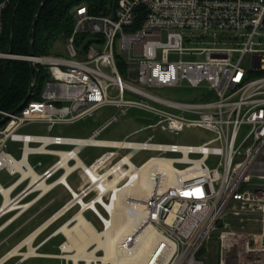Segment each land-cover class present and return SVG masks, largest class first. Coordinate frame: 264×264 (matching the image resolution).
<instances>
[{"label":"built area","instance_id":"1","mask_svg":"<svg viewBox=\"0 0 264 264\" xmlns=\"http://www.w3.org/2000/svg\"><path fill=\"white\" fill-rule=\"evenodd\" d=\"M19 2L0 0V43L5 17ZM72 16V31L65 39L68 57L0 48V61L31 62L45 72L39 99L30 98L17 112L0 111L6 118L0 125V172L17 176L7 187L0 184V217L28 210L60 186L70 196L63 212H90L102 232L114 223L112 191L132 176L131 167L171 159L176 184L164 186L162 174L155 171L147 196L125 197L140 202L141 210H133L139 223L132 235H121L118 248H130L148 229L151 248L138 264H205L212 240L217 243V264H228L233 249L255 258L245 264H264V0H117L106 14H91L82 4ZM247 60L249 68L243 66ZM32 83L33 94L35 77ZM184 87L204 92L195 102L151 92ZM104 107L122 115L129 109L151 114L152 133L142 141L97 138L118 121L116 115L87 138L20 132L33 123L50 131L92 117ZM189 127L214 137L199 145L153 141L155 132L177 134ZM9 142L18 144L19 157L7 149ZM87 146L113 151L86 164L78 154ZM141 151L157 155L136 165L133 159ZM61 153L66 154L65 163ZM39 155L54 162L32 165L30 156ZM211 156L218 158L214 168L207 165ZM75 172H80L84 186H72L69 179ZM41 183L47 188L38 187ZM95 248L92 244L89 251ZM93 256L89 264H112L103 261V249Z\"/></svg>","mask_w":264,"mask_h":264},{"label":"rangeland","instance_id":"2","mask_svg":"<svg viewBox=\"0 0 264 264\" xmlns=\"http://www.w3.org/2000/svg\"><path fill=\"white\" fill-rule=\"evenodd\" d=\"M75 8V7H74ZM74 8L72 12L74 11ZM65 38H59L53 44L51 48V53L49 55H61L68 57V52L65 47ZM2 43V42H1ZM3 46V45H2ZM122 56L125 58L126 53L122 52ZM137 60V59H136ZM243 66L249 68L250 61L243 63ZM43 85V84H42ZM42 88V86H41ZM151 92L161 98L173 100V101H198L203 89H191V88H163V89H151ZM206 98H212L210 94H206ZM126 98L137 100L140 99L137 96L126 95ZM111 115H116L118 118L117 122H114L108 128L103 130L97 138L104 140H115V141H142L145 140L152 133V125L154 119L151 114L138 111L135 109H129L126 114L122 115L119 111L112 107H104L98 112H96L92 117L80 120L72 124H58L55 125L50 131L47 130L44 124L33 123L24 126L20 132L21 133H36V134H46V135H55V136H66V137H76V138H87L91 136L93 130L100 126L104 120H106ZM156 138L153 139L154 142L167 143V144H176V145H199L204 144L211 139H213V133L199 128H185L177 134L173 133H159L155 132ZM216 145V143H210L209 146ZM7 149L15 156L19 157L18 144L9 142L7 144ZM64 148V147H63ZM113 151L110 148L96 147V146H87L79 152V158L83 160L86 164H90L95 160L102 157L104 154ZM115 151V150H114ZM157 153L150 151H141L133 159V162L136 165L141 164L146 159L151 156H155ZM166 156H177L167 154ZM38 160L42 161L45 165L51 164L54 162L53 157L39 155V156H30L29 161L34 165ZM218 158L211 156L207 161V165L210 168H214L217 165ZM177 168H182L183 165H175ZM39 167H36V171H40ZM17 176H10L6 172H0V184L4 187L10 185ZM72 183V186L75 188L77 185L84 186L85 181L82 178L80 172H75L69 179ZM51 196V195H50ZM65 200V199H64ZM63 200V201H64ZM2 202V197L0 195V204ZM62 203V201L60 202ZM60 204H58L59 206ZM77 211V208H74L70 211L66 217L70 214ZM85 218L90 221L97 230L100 228L99 223L96 221L94 216L90 212L84 214ZM65 217V218H66ZM64 218V219H65ZM73 220V216H72ZM69 223V225H73ZM238 240H234V244H238ZM255 260L251 256H246L238 250H230L228 253V264H245L248 260ZM205 264H217V243L215 240H212L208 252L205 253Z\"/></svg>","mask_w":264,"mask_h":264},{"label":"trees","instance_id":"3","mask_svg":"<svg viewBox=\"0 0 264 264\" xmlns=\"http://www.w3.org/2000/svg\"><path fill=\"white\" fill-rule=\"evenodd\" d=\"M117 0H48L37 20L33 36L34 55H49L53 44L59 38H67L72 31L74 7L85 4L91 14H106L109 7ZM41 0H20L16 7L11 8L5 17V34L2 40L4 51L16 54L29 53V30ZM78 42L80 37L77 38ZM121 71L122 60L117 61ZM33 77L37 86L31 99H39V92L45 79L41 67L35 68ZM31 68L26 61H0V111H14L26 97L30 81ZM2 115L0 114V120Z\"/></svg>","mask_w":264,"mask_h":264},{"label":"bare ground","instance_id":"4","mask_svg":"<svg viewBox=\"0 0 264 264\" xmlns=\"http://www.w3.org/2000/svg\"><path fill=\"white\" fill-rule=\"evenodd\" d=\"M108 144H112L108 142ZM116 145H118L116 143ZM63 162L66 161V154H63ZM76 154V151L73 152ZM78 164L80 161L78 160ZM69 170V167H66ZM132 176L125 181L121 187L112 191L114 197V206L116 211L113 215L114 223L104 231L97 230L82 214V211L74 212L73 225H64L61 231L67 237V242L64 245L66 251H75L74 254L66 256L72 259L74 264H79L80 259L86 260L89 264L91 259H94L93 253L96 250L103 249V261L111 262L112 264H138V261L143 258L150 250L152 244V235L148 233V229L140 232L141 235L134 241L130 248H118V243L121 235H132L134 228L139 223V216L133 214V210H141L140 202L125 201V197L141 198L147 196L152 186V176L156 171L163 176L164 186H173L177 183V176L174 174V167L171 159H154L149 163L142 165L140 168L131 167ZM26 175V173L24 174ZM38 187L46 189V185L41 183ZM5 207L9 201L8 191H5ZM73 200L71 204L75 203ZM64 213V212H63ZM57 216V215H56ZM115 219V220H114ZM146 232V234H145ZM38 233V230L26 240L30 244L33 237ZM144 233V234H143ZM143 235V236H142ZM27 244V243H26ZM96 244L94 250L89 251V247ZM122 249V250H120ZM26 255H36V252L30 248Z\"/></svg>","mask_w":264,"mask_h":264},{"label":"crops","instance_id":"5","mask_svg":"<svg viewBox=\"0 0 264 264\" xmlns=\"http://www.w3.org/2000/svg\"><path fill=\"white\" fill-rule=\"evenodd\" d=\"M69 199L68 192L58 186L38 199L28 210L22 213L11 211L2 215L0 264H72V259L66 256L74 254L75 251L62 249L67 237L61 231L64 225L73 222L74 213L66 216L74 208L63 213V206ZM37 230L38 233L30 244L26 242ZM30 248L36 252L35 256L26 255Z\"/></svg>","mask_w":264,"mask_h":264},{"label":"water","instance_id":"6","mask_svg":"<svg viewBox=\"0 0 264 264\" xmlns=\"http://www.w3.org/2000/svg\"><path fill=\"white\" fill-rule=\"evenodd\" d=\"M48 0H41L37 10H36V13L34 15V18L32 20V23H31V27H30V30H29V36H30V42H29V55H33V36H34V31H35V27H36V23H37V20L40 16V13L44 7V5L46 4ZM29 65H30V68H31V73H32V78H33V74L35 72V66L33 65V63L29 62ZM33 89H34V83H32V79L30 81V85H29V88H28V91H27V94H26V97L24 98V100L21 102V104L14 110V112H17L19 111L25 104L26 102L31 98V95H32V92H33ZM6 121V118H2L0 120V125L3 124L4 122ZM221 224V222H220Z\"/></svg>","mask_w":264,"mask_h":264}]
</instances>
